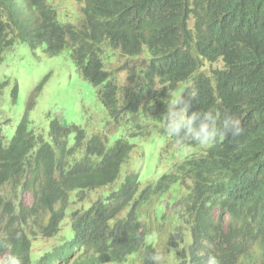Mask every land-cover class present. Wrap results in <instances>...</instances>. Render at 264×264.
Instances as JSON below:
<instances>
[{
  "label": "trees",
  "instance_id": "obj_1",
  "mask_svg": "<svg viewBox=\"0 0 264 264\" xmlns=\"http://www.w3.org/2000/svg\"><path fill=\"white\" fill-rule=\"evenodd\" d=\"M175 1L83 0L80 21L64 24L50 0H0V64L17 42L43 48L51 57L70 49L83 78L99 89L98 97L117 127H126L123 119L137 114L144 103L150 108L160 106L152 122H162L167 93L180 95L185 85H190L185 91L194 89L197 94L189 115L209 108L235 114L230 100L238 75L237 52L208 37L223 17L226 1L191 0L176 15ZM193 3L199 7L191 9ZM191 14L198 19L196 34L189 26ZM108 49L126 57V66L130 62L133 69L137 59H147L144 68L134 69L140 70V79L138 87L125 96V106L119 96L118 74L105 67L103 56ZM221 58L226 66L212 76L198 72L205 62ZM242 86L264 90V77L247 74ZM42 87L43 83L8 143L0 131V201L4 189L10 188L21 195L30 193L33 199L31 206L22 200L19 215L5 224L0 221L5 232L0 254L15 252L23 264H124L132 254L141 253L145 264L144 255L156 248L146 243L147 228L139 213L154 196L168 193L179 183L192 192L178 202L177 217L185 219L191 235L189 251L179 252L178 264H204L209 253L221 264H264V92L247 94L241 101L245 129L241 136L229 134L223 143L208 149L206 156L187 157L175 165L174 172L147 185L138 198L141 183L132 171L118 191L101 197L87 210L73 212L71 240L37 257L29 225L41 236H59L71 194L81 190L78 197L85 200L84 191L115 183L137 147L126 138L112 145L107 136L89 138L82 127L65 126L51 115L49 140L31 131L29 111ZM17 95L16 85L14 100ZM146 130L147 126L140 125L130 135L145 138ZM160 133L167 135L163 124ZM132 203L129 213L115 220ZM16 222L19 228L12 226Z\"/></svg>",
  "mask_w": 264,
  "mask_h": 264
},
{
  "label": "rangeland",
  "instance_id": "obj_2",
  "mask_svg": "<svg viewBox=\"0 0 264 264\" xmlns=\"http://www.w3.org/2000/svg\"><path fill=\"white\" fill-rule=\"evenodd\" d=\"M50 1L52 6L58 10L59 18L64 24H77L80 21L83 14V0ZM103 58L106 69L118 74L119 96L122 106H125V96L138 87L140 79V70L134 69L137 66L144 68L147 59H137L135 61L137 64L133 69L131 67L133 64L128 61L131 66H126L127 59L117 51L107 50L104 52ZM222 66L221 62H205L204 68L198 72L212 76L213 71L222 68ZM121 68L123 70L118 72ZM133 74L135 75L134 78L131 77ZM42 83L43 87L35 98V105L29 111V129L31 131L41 134L49 140L51 122L49 115H51L53 119L58 118L65 126L77 125L82 127L89 138L96 134L107 136L110 145L120 138H126L137 147L131 153L130 161L123 166L121 175L114 184L84 191L85 200L78 198L81 190L71 194L72 204L61 223L59 236H41L32 232V223L29 225L32 248L37 257L51 251L63 242L71 240L74 237L72 213L78 209L87 210L101 197L104 198L106 195L115 192L120 188L127 174L133 171L139 175L141 192L147 185L156 184L164 174L172 172L174 166L182 162L187 156L200 151L198 148H192L189 152L182 149L170 137L156 133L160 131L162 124L158 120H156L157 123L152 122V117L155 116L154 112L160 109V106L150 108L144 103L140 113L131 117V120L129 117L123 119L122 123L126 124V127H117L100 101L98 89L81 75L70 49H66L58 56L51 57L43 48L33 49L22 42H17L12 49H8L0 64V85H4L0 89V131L7 143L14 136L38 86ZM16 85L18 86V95L17 99L14 100L13 92ZM189 86L185 85L180 89L185 91ZM172 96L175 99L179 95L172 94ZM170 99L171 96L167 93L163 102L167 105ZM140 125L147 126L145 131L147 139L140 135H130L138 132ZM74 137V134L69 137L70 145L74 143ZM187 194L185 188L174 184L167 194L154 197L140 212V219L144 221L147 228V244H152L156 249H159L160 239L162 237L168 238L165 249L168 252L166 264H178L179 252H188L191 246L190 226L184 223L185 219L182 221L177 217V214L181 212V205H178V202ZM1 197L0 221L3 220L4 224L9 218L19 215L22 200L28 206H31L33 202L30 193L21 195L11 188L4 189ZM129 211L130 207L126 208L115 220L123 218ZM215 215L217 216V212ZM16 221L18 222V219ZM17 222L12 226L19 228ZM150 236H155L156 240L149 242ZM4 237V225H0V241ZM141 256H143L141 253L132 254L125 264H143Z\"/></svg>",
  "mask_w": 264,
  "mask_h": 264
},
{
  "label": "clouds",
  "instance_id": "obj_3",
  "mask_svg": "<svg viewBox=\"0 0 264 264\" xmlns=\"http://www.w3.org/2000/svg\"><path fill=\"white\" fill-rule=\"evenodd\" d=\"M225 1L227 5L224 9L223 17L213 25V31L209 33L208 37L224 43L237 52L238 75L232 85V96L230 100L231 107L236 115L225 114L214 108H209L206 111L193 112L191 115H189L188 113L191 106V101L192 99L196 98L197 95L196 91L192 89L184 91L175 99H173L172 93L169 92L171 99L167 103V113L163 117L162 122H160L163 124V131L165 134H167L166 136L175 138L177 144L182 149H186L189 152H191L192 148L200 149L198 153L194 152L197 156H206L208 149L223 143L229 134H232L234 137L241 136L245 130L242 126L241 119V116L244 112L241 101L246 99L247 94L253 95L264 92V90L245 89L242 86V81L245 79V77H247V74H254L264 77V0ZM190 2L191 0H176L172 8L175 15L178 10L186 7ZM197 7L199 6L194 3L191 4V9ZM197 20L198 19L196 15L191 14L188 22L189 26H191L193 29V34H196ZM217 62H221L223 64L222 68L226 66V63L222 58L215 61L214 63ZM179 90V88L176 89V91ZM185 92H187V97L184 96ZM134 115H131V117ZM156 133L162 135L160 131ZM145 139H147V137ZM257 148L261 149V147ZM194 153L190 154L189 156L193 155ZM259 154L260 152L256 153L255 158ZM177 184L181 186L179 183ZM188 184H192V181L188 180ZM183 188H185L188 192L186 196H189L192 192L190 188ZM118 190L119 188L116 191ZM143 190L137 194V198L140 196ZM132 205L133 203L126 208L130 207L131 209ZM107 223L112 225L113 221L108 220ZM19 236L20 234L17 233V238H19ZM148 239L149 242H154L156 237L150 236ZM167 241V237H162L160 239L159 249L151 250L144 255L143 259L145 260V264H166L168 256V252L165 250ZM0 264H23V260L21 256L15 252L10 253L5 251L3 254H0ZM204 264H221V261L215 254L209 253L204 260Z\"/></svg>",
  "mask_w": 264,
  "mask_h": 264
},
{
  "label": "bare ground",
  "instance_id": "obj_4",
  "mask_svg": "<svg viewBox=\"0 0 264 264\" xmlns=\"http://www.w3.org/2000/svg\"><path fill=\"white\" fill-rule=\"evenodd\" d=\"M125 263H126V262H125ZM125 263H124V264H125Z\"/></svg>",
  "mask_w": 264,
  "mask_h": 264
}]
</instances>
